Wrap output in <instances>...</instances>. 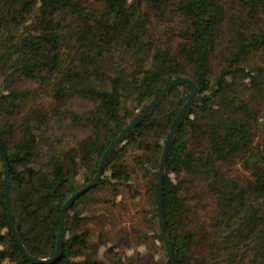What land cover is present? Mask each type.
Returning a JSON list of instances; mask_svg holds the SVG:
<instances>
[{
  "label": "trees",
  "instance_id": "obj_1",
  "mask_svg": "<svg viewBox=\"0 0 264 264\" xmlns=\"http://www.w3.org/2000/svg\"><path fill=\"white\" fill-rule=\"evenodd\" d=\"M180 76L195 80L199 94L170 147L163 182L176 262L264 264V144L256 142L264 0H0V148L10 163L15 225L31 255L55 254L65 201L92 180L127 125ZM43 87L48 104L37 101ZM189 94V86L174 87L129 132L98 185L68 210L62 257L52 264H107L97 258L100 245L90 243V224L113 212L88 209L106 202V191L111 205H119L133 163L158 217L161 154ZM79 99L90 107L74 110ZM64 121L87 135L46 156L48 134ZM85 167L91 172L80 182ZM4 174L0 157V264H32L10 230ZM125 233L108 240L125 244ZM155 239L163 242L160 233ZM112 264L134 262L115 256Z\"/></svg>",
  "mask_w": 264,
  "mask_h": 264
},
{
  "label": "rangeland",
  "instance_id": "obj_2",
  "mask_svg": "<svg viewBox=\"0 0 264 264\" xmlns=\"http://www.w3.org/2000/svg\"><path fill=\"white\" fill-rule=\"evenodd\" d=\"M168 22L173 24L172 20ZM39 92L37 101L48 104L51 101L49 90L43 87ZM90 105L89 102L79 99L75 101L73 109L82 112ZM260 127L256 142L264 144V102L261 110ZM86 135L87 131L79 128L72 129L68 121L57 124L48 134L45 142L44 150L46 156L76 146ZM109 162L110 159L107 161L105 168L110 167ZM133 167L135 171L128 176L127 184L121 187L122 191L116 197V202H119V205L116 207L111 205L114 197L106 191L103 196H107V201L90 206L88 209H96V211L103 212L105 215L108 209L113 212V215L109 212L108 219L103 222L90 224L93 234L90 243L100 245L97 258L104 260L107 264H112L115 256H121L126 261L132 260L134 264H163L168 260V257L163 242L155 239V234L160 233L158 217L154 215L152 210L153 208L146 192V182L142 177V170L134 163ZM237 168H239L241 174L248 175L239 166ZM90 172L89 167L82 168L76 180L83 182ZM102 232L107 237L104 236L103 239H100L99 236ZM123 232H126V237L129 238L125 244L123 242H121L122 244H117L108 240V238H119L118 234ZM146 234L150 238L147 242H143ZM115 245H118V247L109 251L110 247Z\"/></svg>",
  "mask_w": 264,
  "mask_h": 264
},
{
  "label": "water",
  "instance_id": "obj_3",
  "mask_svg": "<svg viewBox=\"0 0 264 264\" xmlns=\"http://www.w3.org/2000/svg\"><path fill=\"white\" fill-rule=\"evenodd\" d=\"M179 85L189 86L190 94L182 110L180 111L179 115L175 119L169 131L167 141L164 145L161 158H160V166L158 170V188H157V198H158L157 209H158L159 231L162 236L163 244H164L170 264H177L175 255H174V250H173L169 235L166 230L165 218H164V213L162 209V193H163V182H164L165 171H166V162H167V157H168L170 147L176 137V134L179 130L180 125L182 124L184 118L189 113L191 107L195 103L197 96L199 94V87L196 81L186 76H180V77L173 78L165 87L162 88V90L148 103V105L138 114V116L127 125V127L118 135L115 141L107 148V150L104 152V154L101 157V160H100V163L97 169V173L92 178V180L89 181L86 185H84L80 189H78L74 194H72L65 201L62 207L61 222H60V227L58 231L56 251L53 256L35 257L31 255L20 238V235L15 225L14 214H13L10 163L8 161V157L6 153L0 148V157L3 160L4 168H5V174H4L5 202H6V208H7V213H8L10 230L12 232V235L17 245L19 246V248L21 249L25 257L32 264H52L61 259L62 253H63L64 241H65L66 216H67V212L70 209V207L74 204L75 200L78 199L81 195H83L84 193H86L87 191H89L90 189L98 185L103 175V171H104L107 160L110 158L113 152L122 144V142L125 140L129 132L133 128L137 127L153 111V109L157 106V104L174 87L179 86Z\"/></svg>",
  "mask_w": 264,
  "mask_h": 264
}]
</instances>
